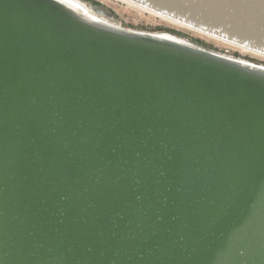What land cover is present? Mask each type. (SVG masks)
<instances>
[{"label": "water", "instance_id": "obj_1", "mask_svg": "<svg viewBox=\"0 0 264 264\" xmlns=\"http://www.w3.org/2000/svg\"><path fill=\"white\" fill-rule=\"evenodd\" d=\"M129 1L264 54V0ZM141 32L0 0V264H264V69Z\"/></svg>", "mask_w": 264, "mask_h": 264}, {"label": "rangeland", "instance_id": "obj_2", "mask_svg": "<svg viewBox=\"0 0 264 264\" xmlns=\"http://www.w3.org/2000/svg\"><path fill=\"white\" fill-rule=\"evenodd\" d=\"M88 5L96 6L113 24L123 28L146 32H168L186 38L193 43L217 51L227 56L249 60L264 65V57L246 52L230 44L190 30L172 21L156 16L152 12L135 7L121 0H80Z\"/></svg>", "mask_w": 264, "mask_h": 264}, {"label": "bare ground", "instance_id": "obj_3", "mask_svg": "<svg viewBox=\"0 0 264 264\" xmlns=\"http://www.w3.org/2000/svg\"><path fill=\"white\" fill-rule=\"evenodd\" d=\"M51 1L54 2V3H56L57 5L61 6L62 8L71 11L72 13H75V14H77V15L84 16V17L87 18V19L93 20L94 22H96V23L99 24V25H103V26H107V27H116V28H120V29L123 28L122 26H118V25H115V24L111 23V22H110V21L104 16L103 11H101V10H100L98 7H96V6L94 7V6L88 5V4H86V3H84V2H82V1H80V0H51ZM121 1L126 2V3H128V4H131V5L135 6V7L140 8V9H141V8H142L143 10L145 9V10H147V11H149V12H152V13L155 14L156 16L158 15V16H161V17H163V18H166V19L172 21V22L175 23V24H178V25H180V26L186 27V28H188V29H190V30L192 29V30H194V31H196V32H199V33H201V34H204V35H206V36H209V37H211V38H214V39H216V40H219V41H221V42H223V43L230 44V45H232L233 47H237V48H239V49H241V50H244V51H246V52L254 53V54H256V55H259V56L264 57V54H261V53H258V52H255V51H252V50H250V49H247V48H244V47L238 46V45H236V44H233V43L227 42V41L222 40V39H219V38H217V37H214V36H211V35L205 34V33L201 32V31H198V30H196V29H194V28L188 27V26H186V25H184V24H181V23H179V22H177V21H174V20H172V19H170V18H167V17H165V16H162V15L156 13V12H153V11H151V10H149V9H146V8L140 6V5L136 4V3H133V2H131V1H129V0H121ZM124 29H126V28H124ZM135 31H136V30H135ZM141 33H143V34H140V35H142V36H147V37H157V38H165V39H168V40H171V41L178 42V43L181 44L182 46L184 45V46H187V47H189V48L203 50V48H201V47H199V46H196L195 44H192V43H191L189 40H187L186 38H181V37H178V36H175V37H174V35H172V34L162 33V32H146V31H143V32H141ZM148 33H154V34H153V35H150V34H148ZM205 50H206V51H211V50H208V49H205ZM212 52H214V51H212ZM217 53H219V52H217ZM219 54H220V53H219ZM219 54H215V55H219ZM220 55H222V53H221ZM220 55H219V56H220ZM222 56H223V55H222ZM222 56H220V57H222ZM225 57H226L227 59L231 60V61H235L236 63L242 64V65H245V66L254 67V66L256 65V63H252V62H250V61H248V60H244V59H240V58L231 57L230 55H229V56L225 55L224 58H225ZM258 65H259L260 67H262V69H264V65H262V64H258Z\"/></svg>", "mask_w": 264, "mask_h": 264}]
</instances>
